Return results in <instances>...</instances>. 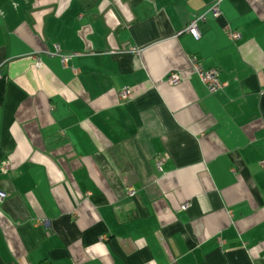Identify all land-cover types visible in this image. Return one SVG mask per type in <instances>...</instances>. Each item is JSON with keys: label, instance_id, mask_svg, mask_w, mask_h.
<instances>
[{"label": "crops", "instance_id": "1", "mask_svg": "<svg viewBox=\"0 0 264 264\" xmlns=\"http://www.w3.org/2000/svg\"><path fill=\"white\" fill-rule=\"evenodd\" d=\"M209 1L0 0V264H264V0Z\"/></svg>", "mask_w": 264, "mask_h": 264}, {"label": "built area", "instance_id": "2", "mask_svg": "<svg viewBox=\"0 0 264 264\" xmlns=\"http://www.w3.org/2000/svg\"><path fill=\"white\" fill-rule=\"evenodd\" d=\"M222 0H210L207 6L194 12L189 19L187 25L179 31L177 34L188 33L195 39H200L202 36V31L200 30L199 23L202 21H206L208 19L209 14L214 17H217L221 13L220 4ZM228 35L233 40H238L241 37L239 31L230 28L229 26L226 27ZM67 59L66 56L63 57L65 61ZM191 65L194 71L198 74L202 82L206 85L207 89L210 93H216L221 90L225 85L226 82L222 81L220 78V69L217 67L205 68L202 66L201 62L198 60L197 56H192L190 58ZM35 64L40 67L42 65V61L40 58H36ZM181 81V75L179 73L173 72L168 77V82L171 84H176ZM132 96V92L130 89H121L119 91V97L122 101L128 100ZM165 157L161 156L157 159V165L159 168L162 167ZM264 165V160L262 161ZM10 169V162L9 161H1L0 162V173H7ZM130 194H134L133 190H130ZM6 193L5 191L0 189V205L3 203L5 199ZM182 209H187L189 207V203L182 204Z\"/></svg>", "mask_w": 264, "mask_h": 264}]
</instances>
